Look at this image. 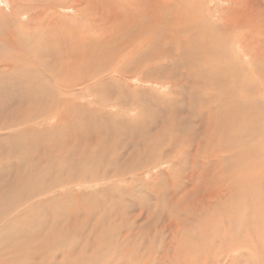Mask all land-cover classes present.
Returning <instances> with one entry per match:
<instances>
[{
	"label": "bare ground",
	"instance_id": "obj_1",
	"mask_svg": "<svg viewBox=\"0 0 264 264\" xmlns=\"http://www.w3.org/2000/svg\"><path fill=\"white\" fill-rule=\"evenodd\" d=\"M202 3L208 4L205 6ZM251 3H257L258 9L251 6ZM220 13L222 14L219 17ZM218 18L222 21H220L221 25L219 21L217 22ZM249 20L253 22L261 20V23L251 24ZM212 21H215L214 25ZM134 29L136 35L131 36L129 32ZM250 31L252 35H260L257 36V40L250 36L248 38L233 37L240 32L251 35ZM140 34L141 39H139ZM180 34L189 37L191 42H188L186 38L180 39ZM248 41L255 46L251 49L252 51L246 45ZM263 41L264 0H0V165L8 148L28 147L40 137L44 138L49 134L56 136L55 132L51 135V130L59 133V138L63 139L59 141L61 146H65L63 142L68 138L66 144L70 149L74 147L75 141H79L76 132L80 131L81 127L86 128L85 137L88 139L84 138L82 140L84 142L81 141L83 143L81 153H78L79 149L76 147L72 148L73 152L64 148L63 151L69 153L60 155L54 162L52 161L53 163L50 161L52 166L58 162L59 167L63 165L61 162H65L64 164L72 165L73 169V165H76L78 161L91 164L94 159L104 160L106 156L113 153L110 149L112 148L111 140H107L110 135L109 128L119 123L121 126L126 125V130L121 131L129 133L125 136L128 137V141L124 142V148H121L124 151L128 150L127 157L131 160V166L128 165L131 167L128 175L125 174V177L119 178L116 172H113L111 177L86 181L87 179L77 178L78 176L69 177L70 172L66 169L69 173L65 175L67 178L63 177L58 184L51 185L49 189L56 193L69 189L65 195H62L63 198L74 195L73 188L76 187L89 189L98 187L97 191L95 190L96 193L103 191L108 193V190L112 189L117 191L113 192L114 194L119 193L120 196L126 197L132 191L130 182L140 183L143 187L150 186L152 183L153 188L164 180L170 184V187L159 188V192L150 189V197L154 198L151 200L156 203L155 207L150 209L134 207L137 209L134 212H132L134 209L130 211L133 216V220H127L130 222L117 218V221L112 224V230L109 228L106 230L104 221L88 225V222L84 220L85 223L80 231L85 233L86 229L87 232L85 238L81 236L78 244L68 241L58 244L61 240L68 239L67 231L61 232L67 234L66 236L59 234L54 237L48 236L44 242L48 246L41 245V239H33V244L29 240L24 245L26 246L24 252L21 251L23 254L27 252V255L15 264H187V261L193 257L189 253H195L196 250L192 249L189 243L197 241L208 230L216 234L221 232L218 228L219 214L227 216L230 220L221 233L231 236L230 244L244 245L247 248V255L221 258L213 253L212 261H216V264L215 259H223L225 264H243L244 262L264 264V194L259 190L260 188L264 190V164H257L260 168L258 172L262 174L252 171L254 167L248 173L247 167L241 170V164H238L236 170L226 177L227 183L222 177L217 178L223 181L222 185L215 186L216 184L210 183V175L218 173L217 169L221 172L225 158L227 160L236 158L247 150L243 147L249 120L245 111L255 114L254 120L257 123H261L264 118L262 115L264 113V52L259 50L263 46L260 42ZM238 43L240 51L245 54L230 57L228 54L221 53V51L226 52L229 44L237 46ZM172 45L176 48L170 54L168 51L172 50ZM143 49L146 51L150 49L153 52L152 55L140 53L139 51ZM234 55H236L235 52H233ZM162 57H165L164 59H167L166 57L180 58V64L189 69V72L181 70L177 74L184 80L180 82V87L177 75L169 79L170 65L168 66L169 63L160 64L163 61ZM148 58L149 66L144 64ZM134 61L137 63L134 70L125 73L120 71L127 64L135 63ZM239 63H245L244 65L248 67L247 73L238 65ZM141 69L145 71L142 72ZM137 74L139 75L136 76ZM115 75L118 78L112 77ZM136 77H140L143 82L157 83L161 89H171L168 93H161L160 90H149L148 93L144 89L136 90L134 87L133 91H125L126 86L128 90L130 88L127 85L129 84L127 79ZM168 79L170 84L163 82ZM123 81L125 84H122ZM252 82L258 83L261 88L260 93ZM188 86H192V89L188 90ZM107 89L116 93L117 99L112 101L113 103L107 95L101 93V90L103 92ZM129 92L134 93L127 94ZM237 93L238 98L239 96L244 98L242 100L239 98L242 102L236 98ZM121 94H125L126 100L134 94L127 100L131 104L124 103ZM136 99H144L142 100L145 105L142 111H146L142 112L146 116L144 120L138 109L135 111L132 109L137 103L134 101ZM89 107L97 108L94 111L95 109L91 110ZM98 108L102 111L108 109V116L101 114V118H97ZM133 112L136 118L134 121L129 118V120L117 118L127 113L133 114ZM158 112L162 119L156 116ZM223 113L226 116H223ZM186 120L188 123H185ZM89 122L92 125L90 124L88 128ZM107 123L109 127L106 126ZM96 124H101L103 127L100 126L98 130H95ZM44 125L49 128L43 127ZM29 135H32L30 137L33 138L34 143L27 144L25 141L23 146L22 140ZM65 136L67 138L64 140ZM92 141L97 143L91 144ZM116 141L118 139L114 141L115 146L118 145ZM72 142L73 145H71ZM96 144H100V150H94L98 148L94 146ZM209 145H213V148L206 151L204 148ZM222 145L223 151L220 152L217 147ZM75 149L78 150V154L75 153ZM85 149L88 153H85ZM197 150L201 152L199 165ZM120 152L116 154H124L123 151ZM40 156L41 159L38 162H42L43 156ZM203 157L212 158L204 162ZM48 158L46 157V160ZM107 159L108 162L111 161L110 158ZM180 159L194 164L188 173L189 176L179 175V179L176 180L190 189L173 191L176 184L171 173L173 168L181 172ZM48 160H54V157ZM105 161L102 162L105 163ZM77 165L81 166L79 163ZM161 165L167 167L166 171L161 172L157 177L152 176L154 171L161 168ZM56 167L54 166L55 169ZM54 168L50 169V173L54 171L56 174L57 169L55 171ZM59 168L63 169L62 166ZM40 169L42 171L41 167ZM61 171L64 174L65 170ZM56 180L53 181L56 182ZM198 180L203 182L202 187ZM42 183L44 185L40 181L44 188H41L39 183L33 186L44 190L47 182L42 180ZM226 188L229 190L227 191ZM22 189L24 190L23 187ZM235 190L247 191L240 195ZM157 193L160 195L157 196ZM60 196L58 200L61 199H59ZM5 197L6 195L3 201ZM52 198L49 202L61 201V204L63 202V198L60 201L55 197V200ZM236 200L241 205L235 204ZM42 202L39 203L40 206H44ZM158 202L161 207L157 204ZM9 204L3 205V211L0 209V223L4 221V218L13 219L12 217L17 213L13 214L14 210L20 208L12 203ZM77 206L76 204V207L70 210L63 206L59 208V212L50 207L49 214L51 213L52 217L57 215L61 217L64 214L61 211L67 209L69 212H76L81 208ZM155 208L163 214L153 216L151 212L156 210ZM191 210L193 215L189 212ZM21 211L25 213L26 210ZM12 214L14 216L10 218ZM155 217L161 220L159 228L155 224L157 222L154 220ZM15 219L17 216L14 217V222H17L21 218L17 221ZM140 221H146L147 224L140 226L138 225ZM231 223L233 224L230 225ZM20 225L17 223V226L16 224L14 226L18 228ZM10 227L12 225L6 228L8 233L14 228ZM49 227L53 231L52 226ZM122 227L127 229L125 234L120 233ZM128 227L134 229L132 235H128L130 230ZM64 228L67 229L66 225ZM2 229L4 230L5 227ZM26 230L31 232L30 228ZM12 231L14 233L15 229ZM11 238L9 241L6 238L7 242L3 239L2 242L5 241L7 245H10ZM142 244L149 246V249L140 253ZM193 244L198 247L199 252L205 247V245ZM62 245H68L67 247L76 245L79 250L71 252L66 247L60 255L57 253L41 255L39 250L51 251ZM4 248L1 246L0 249ZM236 248L233 245L231 250L236 253ZM76 253L82 259L73 263V255ZM68 259L71 262H67ZM4 264L10 263L5 261Z\"/></svg>",
	"mask_w": 264,
	"mask_h": 264
},
{
	"label": "rangeland",
	"instance_id": "obj_2",
	"mask_svg": "<svg viewBox=\"0 0 264 264\" xmlns=\"http://www.w3.org/2000/svg\"><path fill=\"white\" fill-rule=\"evenodd\" d=\"M201 1H207V0H201ZM184 4H186L185 2H184ZM203 4V3H202ZM207 4L208 3H204L203 5H205V6H207ZM209 6H211L210 4H209ZM251 6H253V7H255L256 9H258V5H257V3H251ZM233 10V9H232ZM217 12H218V10H217ZM221 14L222 13H220V15H219V17L221 16ZM140 20V19H139ZM219 21V22H218ZM221 20L218 18L217 19V22L220 24L221 22H220ZM249 22L252 24V23H254L255 22V24H260L261 23V20L259 21H251V20H249ZM257 22V23H256ZM212 23H213V25H214V23H215V21H212ZM221 25V24H220ZM137 27H140V28H142L141 26H137ZM137 29V28H136ZM209 30V29H208ZM111 33V32H110ZM130 33V35L131 36H134V35H136V30L134 29V30H132V31H130L129 32ZM209 33V32H208ZM242 35H241V34ZM239 34H236L235 36H233V37H241V38H244V37H246V38H248L249 36H250V38H255V40H257V36H260V35H252L253 33L250 31V34L251 35H247V34H245L244 35V32L242 33V32H240ZM145 34L146 35H148V32H146L145 31ZM215 36V35H214ZM218 36V35H217ZM184 37V38H183ZM179 38L180 39H187V41L188 42H191V39L189 38V37H187V36H183V35H179ZM139 39H141V34L139 35ZM260 44H262L263 46L259 49L261 52H264V41L263 42H260ZM247 46H249V48H250V50L251 49H254L255 48V46H253L249 41L247 42V44H246ZM144 47H145V45H143ZM173 46V47H172ZM171 46V48H172V50H169L168 52L170 53V54H172V52H174V50H175V48L176 47H174V45H172ZM146 48V47H145ZM252 51V50H251ZM140 53H143V55H147L148 53L150 54V55H152V51L150 50V49H147V51H146V49H143V50H141V51H139ZM233 52H235L236 53V55H234L233 56ZM140 53H139V55H140ZM221 53H223V54H228L230 57H235V56H237V55H239V54H245L244 52H241L240 51V44L238 43L237 44V46H231L230 44L228 45V47H227V49H226V52L224 53L223 51H221ZM187 55V54H186ZM184 57H186L185 56V54H184ZM159 58V57H158ZM165 57H162V59H163V61L160 63V64H168V66H169V71L170 72H168L170 75L169 76H171V77H169V79L171 78H173V77H175V75H177V74H179L180 72H181V70L184 72V71H186L187 69L185 68V67H183V64H180L181 63V59L180 58H171V57H166L167 59H164ZM161 59V60H162ZM180 59V60H179ZM148 60H149V58L146 60V62L144 63L145 65H147V66H149V64H148ZM164 60H166V62H164ZM135 62V61H134ZM173 64V65H172ZM176 64L178 65V66H176ZM245 63H239L238 65L242 68V69H244L245 70V72L247 73L248 72V67L247 66H245L244 65ZM137 65V63L135 62V63H132V65L131 64H127L126 66H124L122 69H120V71H122L123 73H125V72H129L130 70H134L135 69V66ZM171 65H172V67H171ZM185 68V69H183V68ZM112 68H115V67H112ZM126 69V70H125ZM125 70V71H124ZM178 70H180V71H178ZM243 70V71H244ZM141 71L143 72V71H145L144 69H141ZM188 72H189V69L187 70ZM172 72H174V74L172 73ZM244 73V72H243ZM118 75H119V73H118ZM139 74H137L136 76H138ZM154 76H155V73L153 74ZM113 78L114 77H116V78H118V76H112ZM177 80H178V84H179V87H180V82H184V80L181 78V76L180 75H177ZM165 80V81H163V82H166V83H168V84H170V80ZM128 80V83L129 84H127L128 85V87H130L129 88V90H128V88H127V86L124 88L125 89V91H133L134 89H144L146 92H148L149 93V90H160V92L161 93H168L169 91H170V89L169 88H165V89H161V87H160V85L159 84H157V83H152V82H143L142 80H141V78L140 77H136V78H131V79H127ZM149 81V80H148ZM124 83V81L122 82V84ZM255 86H256V88L258 89V91H259V93H260V91H261V88L259 87V85H258V83H255V82H252ZM125 84V83H124ZM130 85V86H129ZM131 87H132V89H131ZM133 87H134V89H133ZM190 89H192V86L190 87V86H188V90H190ZM222 89H223V92H225V90H224V88L222 87ZM101 93H102V95H107V98L109 99L110 98V100H111V102L112 101H115L116 99H117V96H116V93H115V95H114V93H112L111 91H109V89H107V90H104L103 92H102V90H101ZM130 93H134V92H129V93H127V94H130ZM109 95V96H108ZM121 95H123L122 97H123V100H124V103H128V104H131V103H129L127 100L128 99H130V97L131 96H134V94L133 95H131L130 97H128V99L126 100L125 99V94H121ZM238 93L236 94V98L238 99V100H242V99H244L242 96H239V98H238ZM137 96V95H136ZM257 99H258V97L257 96H255ZM139 100H144V99H136V100H134V101H136L137 103L135 104V105H133V107H132V109L135 111V110H137V111H140V113H141V115L140 116H142L141 118H143L142 120H144V119H146V116H144V113L146 112H144V111H142V109L143 108H145V105H144V103H143V101L141 102V101H139ZM240 100V102H242ZM140 102V104H139V102ZM113 103V102H112ZM142 104V105H141ZM138 105V106H137ZM96 106V105H95ZM91 107H89V109H90ZM97 108V107H96ZM96 108H91V110H93V109H95L94 111H96ZM139 108H141V110L139 109ZM263 108H264V106H263ZM98 111H99V113H96V117L97 118H101V114H103L104 116H108V114H107V111H108V109L107 110H103L102 111V109L101 108H98L97 109ZM245 110H247V109H245ZM109 111H111V112H113V110H111V109H109ZM186 110H184V112H185ZM142 112H144V113H142ZM261 112V111H260ZM245 113H247L246 115L249 117V120H248V123H247V125H246V142H244V145H243V147H244V149H247L245 152L243 151V153L241 154V155H239V156H237L236 158H230V159H224L223 160V164H222V169H221V172H220V170L219 169H217L216 170V172H218V173H214L212 176L210 175V183L211 184H216L215 186H220V185H222L223 184V181H221L220 179H217L218 177H222L223 178V180H224V182L225 183H227L226 181H225V179H226V177L228 176V175H230L233 171H235L236 170V166H238V164H241V170L244 168V167H247L246 169H247V172L249 173L250 171H251V168L252 167H254L253 169H252V171L254 170V171H257V174H262V173H260V172H258V171H260V168H259V166H257V164H259V163H263L264 164V158H263V156H264V118H263V120H262V124L261 123H257L255 120H254V115H252V112L251 111H245ZM224 114V115H223ZM222 115L223 116H226L225 115V113H223ZM113 115V114H112ZM134 115V116H133ZM262 115H264V113L262 114ZM159 119H162V116H160L159 115V112L157 113V115H156ZM155 116V117H156ZM251 116V117H250ZM134 119H133V118ZM117 118L118 119H120V120H129V119H132L133 121L136 119L135 118V114H134V112H133V114H130V113H127L125 116H121L120 118H119V116H117ZM129 118V119H128ZM159 122V121H158ZM161 122V121H160ZM159 122V123H160ZM158 123V124H159ZM185 123H188V121L186 120L185 121ZM92 125V123H90L89 122V124H88V128H89V125ZM108 125V126H107ZM115 126H111V128H109V132H110V135H109V137H108V139L107 140H111V144H110V142H109V144H110V147H112V148H110L111 149V153L113 154V156L115 157V159H114V157L112 156V154L110 153V151H109V153L111 154H109L110 156H106V158L103 160H99V159H94L92 162H91V164H88V163H80V161H78L77 163H76V165H73V169H72V165L70 166L69 164H67V165H69V166H67L66 164H64L65 162H61L63 165H61L62 166V168L63 169H60L59 167H61V166H59L58 167V165H59V163L58 162H55L54 164V166L56 167V169H57V171H56V169L54 168V166H52V163L60 156V155H64L65 153H69V152H65V151H63V150H65L66 148H67V151H69L70 150V152H73V150H72V148H77V149H79V151L77 150V149H75L76 151H75V153L76 154H78L80 151H81V149H82V145H83V143L82 142H84V141H82L84 138L86 139V140H88L87 139V137H85L86 136V128L85 127H81V128H79V130L80 131H77L76 133H77V138H78V140L79 141H75V143H74V145H73V142H72V144L71 145H73L74 147H72L71 145V147L72 148H70L69 149V147L67 146V144H66V140L68 139L67 138V136H65V138H64V142H63V144L65 145V146H61L60 145V140L62 139L61 137L59 138V136H58V134H57V132L56 131H50V132H52L51 133V135L55 132L56 133V136H55V134H53V136H50V134L49 135H47V136H45L44 138L43 137H40L38 140H36L35 141V143L33 142V138H31L32 137V135H29L27 138H25L24 140H22V143H23V146H24V143H25V141H26V143L27 144H29V143H34L33 145L32 144H29L28 145V147L26 146V147H19V148H17V149H14V148H8L7 149V151H5V152H7V154L5 155V158L3 159V162L1 163V165H0V209H1V211H3L4 210V207H3V205L5 204V205H7V203L9 204H14V206H20V208H21V205H23V208H19L20 209V212H18V210L19 209H17V210H14V213L13 214H15L16 212V214H15V216L12 214L11 216H10V218L12 217V216H14V217H16L17 216V219H20V220H18L17 221V219H15L17 222H14V217H12L13 219H10L9 220V218L7 219H5L4 218V221L3 220H1V221H3V222H1L2 223V225H1V223H0V231H1V229L2 228H4L5 227V229L3 230L2 229V231L0 232V244L1 243H3V245L1 244V246H3V247H5L4 249H0V264H4V262L6 261V262H9L10 264H15V263H17V262H19L21 259H22V257H25L26 255H27V252L26 253H24L23 254V250H25V247L26 246H24L29 240V242L30 243H32L33 244V239H41L42 240V243H41V245L42 244H44V242L47 240V238H48V236H52V237H54V236H56V235H60V236H66L67 234H65V233H61V232H63V231H67V233H68V239H65V240H61L60 242H58V244H62L63 242H66V241H68V242H70V243H73V242H77V244H78V242L79 241H81V236H84V237H82V238H85V233L87 232V230L85 229V233L83 232V231H80V229L82 228V226L84 225V223H85V221L84 220H86L87 222H88V225L89 224H93V223H96L97 221H104L106 224L104 225V229H106L107 230V228H109V229H111L112 230V227H113V223H115L116 221H117V218L119 219V218H123V221H126V222H130V221H127L128 219L129 220H133V216H132V213L130 212L131 210H133L132 212H134L135 211V209H137V208H134V207H138V208H140V206H141V208L143 209V208H148V209H150V208H154L155 206L154 205H156V203L155 202H152V200H151V198L152 199H154L153 197H150V195H151V193H150V189L152 190V189H154L156 192L158 191L159 192V190L161 189V187H163L164 186V188H167V186L168 187H170V184H169V182L167 181V180H164V181H162V185L161 184H159V185H157L156 186V188H158L157 190H156V188H153V184L151 183V185L149 186H147V187H143V186H141L142 184H140V183H131L130 182V187H132L131 189H132V191L129 193V194H127L126 195V197H124L125 195H121L120 196V194L118 193V194H114L113 192H117V191H113L112 189L110 190V191H112V192H110L109 190H108V193H106L105 191H103V192H101V193H96L95 192V190L96 189H98V187H94L93 189H89V188H85V187H83V188H78V187H76V188H73L74 189V195L73 194H71L70 196H66V197H62V195H65V192H67L69 189H67V190H62V191H59V192H55L54 190H50L49 188L51 187V185H56V184H58L60 181H61V179L64 177V178H67V176H65V175H67V174H69L68 172H70V175H69V177L71 176V177H76V176H78L77 178H85V179H83V180H86V181H90V180H96V179H102V178H108L107 176H112V174H113V172H116V175L117 176H119V178H123V177H125L126 175H128L129 174V172H130V168L131 167H128V165L131 163V160L127 157V152H128V150H125L124 151V149H121V148H124V146H123V143L124 142H126V141H128V137H125L126 135H128L129 133L126 131V132H124V131H121V130H126V125L124 126V125H122L121 126V124H119V123H115L114 124ZM129 125H131V124H129ZM100 126H102L103 127V125H101V124H96L95 125V127H94V129L95 130H98V128L100 127ZM106 126L107 127H109L110 125L107 123L106 124ZM43 127H46V128H49V127H47L46 125H44ZM248 127V128H247ZM250 127H252V128H250ZM128 128H129V126H128ZM102 129V128H101ZM108 130V129H107ZM251 130V131H250ZM248 131V132H247ZM255 132V133H254ZM250 133V134H249ZM244 134H245V132H244ZM249 135V136H248ZM255 135H256V137H255ZM31 136V137H30ZM58 136V137H57ZM115 136V137H114ZM62 137H63V134H62ZM46 139V140H45ZM118 139V141H116V143H118V145L117 146H115V144H114V141L115 140H117ZM28 140V141H27ZM63 140V139H62ZM123 140H125V141H123ZM133 141H134V139H132ZM57 141V142H56ZM82 141V142H81ZM132 141V142H133ZM96 142V141H95ZM95 142L94 141H92L91 142V144H95ZM131 142V141H130ZM80 143V144H79ZM97 143V142H96ZM59 144V145H58ZM107 144H108V142H107ZM49 145V146H48ZM81 145V146H80ZM99 145L100 144H96V145H94V146H96V147H98L99 148ZM112 145H114V146H112ZM122 145V146H121ZM60 148H59V147ZM109 146V145H108ZM120 146V147H119ZM246 146V147H245ZM52 147V148H51ZM54 147V148H53ZM41 148V149H40ZM57 148V149H56ZM62 148V149H61ZM65 148V149H64ZM95 148L94 150H100L101 148ZM213 148V145H209L208 147H206V148H204L206 151L207 150H210V149H212ZM217 148H219V150H220V152H222L223 151V145L220 147V146H218ZM69 149V150H68ZM115 149V150H114ZM119 149V150H118ZM44 150H46V151H44ZM86 151H85V153H88V151H87V149H85ZM89 150V149H88ZM113 150V151H112ZM119 151V153H121L120 151H123V155H120L119 153H117L116 154V152H118ZM48 151V152H47ZM77 151H78V153H77ZM39 152H40V154H39ZM56 152V153H55ZM197 152L199 153V156H198V159H197V164L199 165L200 163H201V152H199L198 150H197ZM47 153H49L48 155H47ZM59 153V154H58ZM81 153V152H80ZM114 153H115V155H114ZM39 154V155H38ZM57 154V155H56ZM40 155H42L43 156V158H42V162L40 161V162H38L40 159H41V156ZM117 155V156H116ZM222 155V154H221ZM220 155V156H221ZM34 156V157H33ZM49 157L48 159H53V157H54V160H46V157ZM51 156V157H50ZM56 156V157H55ZM17 157V158H16ZM20 157V158H19ZM34 158V159H33ZM38 158V160H36ZM107 158H110V160L111 161H109L108 162V159ZM212 158V157H211ZM211 158H205V157H203L202 158V160L205 162V161H207V160H209V159H211ZM263 158V159H262ZM44 159H45V161H44ZM107 159V160H106ZM121 159V160H120ZM23 160V161H22ZM106 160V161H105ZM234 160V161H233ZM44 161V162H43ZM49 161V162H48ZM52 163H51V162ZM95 161V162H94ZM102 161H105V163L104 162H102ZM120 161V162H119ZM180 161H182L180 164L182 165V166H180L179 168L180 169H182L181 170V172L179 171V170H176L175 168H173V171H172V173H171V177H172V179H174L175 180V184H176V187H173V191H178V190H189L190 188L188 187H186L184 184H182V183H180V182H178V181H176V180H178L179 179V175L180 176H185V175H188V173L191 171V168H192V166L194 165V164H189V161L188 160H181L180 159ZM259 161V162H258ZM19 162V163H18ZM38 162V163H37ZM94 162V163H93ZM112 162V163H111ZM194 162H196V160L194 161ZM230 162V163H229ZM238 162V163H237ZM249 162V163H248ZM251 162V163H250ZM21 163V164H20ZM41 163V164H40ZM44 163V164H43ZM47 163V164H46ZM51 163V166L49 165ZM57 163H58V165H57ZM80 164L81 166H78L77 164ZM107 163H108V165H107ZM113 163H115V165H113ZM177 163V162H176ZM232 163H233V165H232ZM235 163V164H234ZM36 164H38L39 165V167H38V165H36ZM43 164V165H42ZM225 164V165H224ZM14 165V166H13ZM21 165V166H20ZM36 165V166H35ZM102 165V166H101ZM12 166V167H11ZM30 166V167H29ZM76 166H77V168H76ZM100 166V167H99ZM113 166V167H112ZM115 166V167H114ZM123 166V167H122ZM129 166H131V164L129 165ZM2 167V168H1ZM32 167V168H31ZM37 167H38V169H37ZM42 168V171H41V169L39 170V168ZM47 169V170H44L45 168ZM47 167H49V168H47ZM54 168L55 169V171H56V174L54 173V171L52 172V173H50V169H52V168ZM80 167V168H79ZM86 167V168H85ZM16 168V169H15ZM19 168V169H18ZM31 168V169H30ZM34 168V169H33ZM89 168V170H86V169H88ZM120 168H122V170H120ZM218 168H220V166L218 167ZM235 168V169H234ZM2 169V170H1ZM8 169V170H7ZM11 169V170H10ZM59 169V170H58ZM66 169H67V171H66ZM78 169H79V172H78ZM105 169V170H104ZM124 169L126 170V171H124ZM166 169H167V167L164 165H161V168L160 169H157L156 171H154V174L152 175V176H155V177H157V175L158 174H160L161 172H164V171H166ZM227 169V170H226ZM245 169V168H244ZM33 172H32V171ZM61 170H65L64 171V174L63 173H61L62 171ZM77 170V171H76ZM117 170H118V172H117ZM129 170V171H128ZM52 171V170H51ZM59 171V172H58ZM80 171H81V173H80ZM84 171H87V172H85L84 173ZM122 171V172H121ZM40 172H42V173H40ZM66 172V173H65ZM74 172H76L75 174H74ZM80 173V174H78V173ZM94 172H95V174H94ZM226 172H229V173H226ZM49 173H50V175H49ZM59 173H61L60 175H59ZM90 173V174H89ZM106 173V174H105ZM108 173V174H107ZM110 173V174H109ZM58 174V176H56ZM63 174V176L62 177H60L61 175ZM91 174H93V175H91ZM96 174H98V175H96ZM126 174V175H125ZM226 174V175H225ZM35 175H36V178H34L35 177ZM52 175H54V176H52ZM101 175V176H100ZM55 176H56V178H55ZM100 176V177H99ZM110 176V177H111ZM189 176V175H188ZM44 177H46V178H44ZM225 177V178H224ZM39 178V179H38ZM44 178V179H43ZM57 179L56 180V182L55 181H53L54 179ZM59 178V179H58ZM30 179V180H29ZM42 180H44V182L46 183L47 182V184H45L46 186H45V189L43 190V189H41V188H44V187H42V185L41 184H43L42 183ZM13 181V182H12ZM30 181V182H29ZM32 181V182H31ZM33 181H34V183H33ZM40 181H41V184H40ZM58 181V182H57ZM7 182V183H6ZM159 182V181H158ZM164 182V183H163ZM214 182V183H213ZM4 183H6V185L4 184ZM14 183V184H13ZM18 183V184H17ZM20 183V184H19ZM26 183V184H25ZM32 183V184H31ZM40 184V186H41V188L40 189H38V187L37 188H34V186H33V184ZM51 183V184H50ZM198 183H200V187H202L203 186V182L201 181V180H198ZM17 184V187H18V189H17V187H15V185ZM27 185L26 187H25V185ZM50 184V185H49ZM135 184V185H134ZM137 184H138V186H137ZM166 184V185H165ZM9 185V186H8ZM14 186V187H11V186ZM44 185V184H43ZM48 185V186H47ZM228 185H230V183L228 184ZM22 187L24 188V190L22 189ZM142 187H143V189H142ZM91 188V187H90ZM146 190H145V189ZM160 188V189H159ZM139 189H140V191H139ZM23 190V191H22ZM50 190V191H49ZM71 190V189H70ZM226 190L228 191L229 189L228 188H226ZM260 191H261V193L262 194H264V190H262L261 188L259 189ZM3 191V192H2ZM37 191H39V192H37ZM41 191H43V193H45V195H42L43 193L41 192ZM44 191H47V192H44ZM54 191V192H53ZM97 191V190H96ZM139 191V192H138ZM224 191V190H223ZM236 192H238L240 195H243V194H245V192L247 191V190H245V191H241V190H235ZM259 191V192H260ZM22 192H24V193H22ZM110 192V193H109ZM136 192V193H135ZM138 192V193H137ZM145 193V195H144V193ZM2 193V194H1ZM13 193V194H12ZM29 193H30V195H29ZM34 193H42L41 195L40 194H38V195H35ZM96 193V194H95ZM260 193V194H261ZM11 194H12V196H14L15 198H16V200L17 201H21L20 203H18L16 200H15V198L13 197V199L11 198ZM261 194V195H262ZM4 195H6V197L8 198H6L5 197V200L3 201V199H4ZM59 195H61L60 197H59V199L61 198H63L62 199V204H61V199L60 200H58V196ZM131 195V196H130ZM160 195V193H157V196H159ZM201 195V193L199 194V196ZM55 197V198H57L56 200H58V201H60V202H53L52 203V201L51 202H49L50 200H51V198L52 197ZM144 196V197H143ZM3 197V198H2ZM53 197V198H54ZM68 197V198H67ZM115 199H114V198ZM148 197V198H147ZM215 197V196H214ZM25 198V199H24ZM43 198H46V199H43ZM49 200H48V199ZM52 198V199H53ZM55 198H54V200H55ZM135 198V199H134ZM147 200H146V199ZM100 199V200H99ZM102 199V200H101ZM124 199V200H123ZM132 199V200H131ZM134 199V200H133ZM142 199H144V200H142ZM13 200V201H12ZM80 200V201H79ZM95 200V201H94ZM99 200V201H98ZM116 200V201H115ZM38 201V202H37ZM43 201V202H42ZM65 201V202H64ZM77 201L79 202V203H77ZM103 201V202H102ZM119 201V202H118ZM133 201H135V203L133 204ZM4 202H7V203H4ZM25 202V203H24ZM40 202H42V203H44V206L42 205V206H40ZM91 202H93V203H91ZM95 202V203H94ZM102 202V203H101ZM138 202V203H137ZM139 202H140V204H139ZM2 203H4L3 205H2ZM17 205H16V204ZM41 203V204H42ZM64 203V204H63ZM78 205L77 207L79 208V207H81V208H79V209H77V213L76 212H69L68 210H70V209H73V208H75L76 207V204ZM97 203V204H96ZM148 203V204H147ZM155 203V204H154ZM9 204V205H10ZM55 204H56V207H55ZM91 204V205H90ZM118 204V205H117ZM160 207H161V204H160V202H158L157 203ZM235 204H237V205H241L240 203H238V201L236 200V203ZM31 205V206H30ZM54 205V206H53ZM59 205H61V206H59ZM92 205H93V207H95V208H93L92 207ZM122 205V206H121ZM67 207V209L66 210H64V211H61V212H63L64 214V216L63 215H61V217L59 216V215H57V216H55V217H57V218H55V217H52V215H51V213L49 214V212H50V207L51 208H54V210L56 211H58L59 210V208L60 207ZM73 206V207H72ZM75 206V207H74ZM120 206H121V208H120ZM159 206H157L158 208H159ZM33 207V208H32ZM42 207H44L45 209H43V210H46V211H43L41 208ZM132 207V208H131ZM35 208V209H34ZM40 208V209H39ZM57 208V209H56ZM140 208V209H141ZM158 208H155L156 210H153L152 212H151V214L153 215V216H159L160 214L162 215L163 214V212L161 213L160 212V210L158 211L157 209ZM224 208H226L225 206H224ZM26 210L25 211V213H22V211L21 210ZM35 211H34V210ZM99 211H98V210ZM116 209V210H115ZM120 209H122V211L120 212ZM94 213H93V212ZM95 211H97L96 213H95ZM117 211V212H116ZM24 212V211H23ZM59 212V211H58ZM192 215H193V211L191 210V211H189ZM121 214H123V215H121ZM258 214H259V212H258ZM257 214V215H258ZM167 215H168V213H167ZM19 216V217H18ZM59 216V217H58ZM86 216H87V218H86ZM131 218H130V217ZM220 216V217H219ZM23 217V218H22ZM218 228H219V230L222 232V230L230 223V220L228 219V217L227 216H225V215H222V214H219L218 215ZM55 218V219H54ZM59 218H60V220H59ZM63 218V219H62ZM71 218V219H70ZM102 220H101V219ZM125 218V219H124ZM163 218L165 219L166 217H165V215L163 216ZM260 218H262V217H260ZM115 219V220H114ZM8 220V221H7ZM144 220H145V217H144ZM152 220H153V218H152ZM154 220H157V218L155 217V219ZM11 221V222H10ZM21 223H20V222ZM8 222V223H7ZM160 222H161V220H157V222H155V224L157 225V228H159L160 226H161V224H160ZM163 222V221H162ZM12 223V224H11ZM14 223V224H13ZM17 223H18V225H20V224H22V225H20V226H18V228L17 227H15L14 225L16 224V226H17ZM40 223V224H39ZM57 223V224H56ZM75 223V224H74ZM78 223V224H77ZM132 223V222H131ZM164 223V222H163ZM234 223V222H233ZM233 223H231L230 225H232ZM5 224H7V225H5ZM124 224H126L127 225V223H124ZM124 224H122V225H124ZM145 224H147V222L146 221H140V222H138V225H145ZM235 224V223H234ZM12 225V227H14V228H12V227H10V228H12V229H10V231H9V233L7 232L8 230H6V228L8 227V226H11ZM65 225H66V227H67V229H65L64 227H65ZM72 225H75V226H72ZM121 225V226H122ZM125 225V226H126ZM201 225H202V222H201ZM4 226V227H3ZM7 226V227H6ZM24 226V227H23ZM49 226H52V228H53V231L52 230H50V227ZM72 226V227H71ZM202 227V226H201ZM20 228V229H19ZM31 229V232H30V230H26V229ZM70 228V229H69ZM8 229V228H7ZM15 229V231H14V233H13V231L12 230H14ZM128 229H130L129 230V234L128 235H132L133 234V232H134V229H131V228H129L128 227ZM43 230V231H42ZM73 230L76 232H73ZM3 231H5V232H3ZM12 231V232H11ZM80 231V232H79ZM126 231H127V229L125 228V227H122V230H121V232L120 233H122V234H125L126 233ZM136 231V230H135ZM3 232V233H2ZM10 232L12 233V234H10ZM15 232H16V234H15ZM207 233V235L205 234V235H203V236H201V237H199L198 239H197V241H195V242H191V243H189V245H190V247L192 248V249H196L195 250V253H189V254H191V255H193V257L191 258V260H188L187 261V264H212V263H214V264H216V261L214 262V260L212 261V257H211V255L214 253V255H218L219 257H221V258H227L228 256L229 257H234V258H236V257H238V256H241V255H247V248L244 246V245H236V244H230V242H229V238L231 237H228V235L227 234H224V233H221V232H218L217 234L216 233H214V232H211V230H208V231H206ZM209 232V233H208ZM211 232V233H210ZM8 233V234H7ZM18 233V234H17ZM83 233V234H82ZM140 233V232H139ZM240 232H238V234H239ZM14 234V235H13ZM214 235H218L219 237V239L218 238H216ZM237 235V234H236ZM21 236V237H20ZM208 236V237H207ZM10 237H12L11 238V243H10V245H7V239H8V241H9V239H10ZM130 237V236H129ZM213 237H215V238H213ZM7 238V239H6ZM3 239H5V241H3L2 242V240ZM14 239H15V242H14ZM213 239V240H212ZM206 240V241H205ZM203 241H204V243H203ZM5 242V243H4ZM229 242V243H228ZM20 243V244H19ZM193 243H196L197 245L199 244V245H205V247L202 249V251L201 252H199V249H198V247L195 245V244H193ZM245 243V242H244ZM244 243H242V244H244ZM22 244V245H21ZM64 244V243H63ZM18 245V246H17ZM23 246L22 248H19V247H21V246ZM44 245H46V246H48L47 244H44ZM143 246H141V250H140V253H143V252H145V251H147L149 248V246H147L146 244H142ZM194 245V246H193ZM224 245H225V247H224ZM233 245H235L237 248H236V250L238 251V250H240V251H236V253H235V251H233V250H231V248H232V246ZM1 246H0V248H1ZM9 246V247H8ZM68 245H62V246H60L59 248H53V249H51V251L49 250H41V249H39L40 250V252H41V255L42 254H44L45 255V253H57L58 255H60L61 254V252H63L64 250H65V248L67 247ZM220 246V247H219ZM68 248V250H70L71 252H74V251H77V250H79V247L78 246H76V245H72V246H69V247H67ZM224 248H226L225 250H224ZM63 249V250H62ZM198 249V250H197ZM227 250V251H226ZM260 250H262V249H260ZM21 251H23V252H21ZM204 252V253H203ZM212 252V253H211ZM227 252H228V254H227ZM240 252V253H239ZM203 253V254H202ZM208 253H210V254H208ZM216 253V254H215ZM23 254V255H22ZM234 254V255H233ZM196 255H198V256H196ZM213 255V256H214ZM236 256V257H235ZM199 259V260H197V258ZM206 257L208 258V259H206ZM107 258H108V256H107ZM79 259H82L81 257H80V255L78 254V253H76V254H74L73 255V259H72V262L73 263H76ZM193 260V261H192ZM197 260V261H196ZM215 260H217V264H222V262H223V264H225V262H224V260L223 259H215ZM151 261V260H150ZM207 261V262H206ZM2 262V263H1ZM67 262H71L70 261V259H68L67 260ZM198 262V263H197ZM210 262V263H209ZM243 264H246V262H244Z\"/></svg>",
	"mask_w": 264,
	"mask_h": 264
}]
</instances>
